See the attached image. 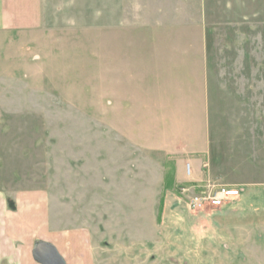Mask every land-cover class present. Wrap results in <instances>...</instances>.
Here are the masks:
<instances>
[{
    "label": "rangeland",
    "instance_id": "rangeland-1",
    "mask_svg": "<svg viewBox=\"0 0 264 264\" xmlns=\"http://www.w3.org/2000/svg\"><path fill=\"white\" fill-rule=\"evenodd\" d=\"M200 1L181 0V13L199 21ZM206 1V35L179 41L185 59L196 47V60L178 84L153 90L110 81V0H48L51 33L23 53L0 39V191H45L54 224L88 231L116 264H264L262 191L203 211L188 204L206 181L244 178L241 102L228 115L221 83L237 75L241 49L264 80V0Z\"/></svg>",
    "mask_w": 264,
    "mask_h": 264
},
{
    "label": "crops",
    "instance_id": "crops-1",
    "mask_svg": "<svg viewBox=\"0 0 264 264\" xmlns=\"http://www.w3.org/2000/svg\"><path fill=\"white\" fill-rule=\"evenodd\" d=\"M116 1L110 0L109 8L110 81L115 84L135 83L141 88L149 86L152 90L151 84H178L181 67L191 64L190 57L196 60L197 50L194 45H188L189 57L185 59L181 54L183 47L179 46L180 37L190 32L198 36L197 30L202 31V36L205 34L202 25L207 21V1H200L199 21L196 15L181 13V0L135 1L141 5L136 13L139 17L136 21L141 24L140 36L136 39L133 38L132 0ZM47 4L48 0H0V39L12 41L20 53L27 45L40 44L52 30L51 11ZM149 36L154 37V42L149 43L146 39ZM210 48L207 42L202 48L206 66L212 59ZM244 51L241 49L239 56L241 67L239 61L234 63L237 75L221 79L222 98L225 100L227 96L228 100L227 106L224 105L226 101L223 105L228 115L234 114L233 108L228 110L233 99L241 102L237 114L243 122L238 127L242 140L238 141L241 148H238L237 156H240L244 178L228 181L223 175L221 177L227 186L239 190L240 198L248 189L253 191L252 195L264 193V80L260 68L248 64L250 57ZM21 56L24 58L23 54ZM134 62L141 63L140 69L134 68ZM201 177L197 166L192 181L203 182ZM208 178L214 179L211 175ZM40 245L53 246L65 264H116L119 260L96 250L88 231L65 230L55 225L45 191H0V264H39L34 252ZM108 259L114 261L106 262Z\"/></svg>",
    "mask_w": 264,
    "mask_h": 264
},
{
    "label": "built area",
    "instance_id": "built-area-1",
    "mask_svg": "<svg viewBox=\"0 0 264 264\" xmlns=\"http://www.w3.org/2000/svg\"><path fill=\"white\" fill-rule=\"evenodd\" d=\"M189 190H184V193ZM186 193V194H187ZM197 194L188 197V204L192 211H203L207 208H220L230 201H235L240 197V192L236 188L218 186L210 181L197 187Z\"/></svg>",
    "mask_w": 264,
    "mask_h": 264
},
{
    "label": "water",
    "instance_id": "water-1",
    "mask_svg": "<svg viewBox=\"0 0 264 264\" xmlns=\"http://www.w3.org/2000/svg\"><path fill=\"white\" fill-rule=\"evenodd\" d=\"M34 257L39 264H65L57 250L50 245H40L34 252Z\"/></svg>",
    "mask_w": 264,
    "mask_h": 264
}]
</instances>
